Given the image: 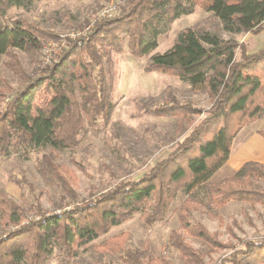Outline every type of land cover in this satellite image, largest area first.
<instances>
[{"label": "trees", "instance_id": "obj_1", "mask_svg": "<svg viewBox=\"0 0 264 264\" xmlns=\"http://www.w3.org/2000/svg\"><path fill=\"white\" fill-rule=\"evenodd\" d=\"M40 0H0V61L23 80L9 94L0 90V156L18 154L29 159L44 148L74 153L80 135L108 123L116 103L104 60L111 53L133 57L151 54L158 37L175 19L189 15L199 5L211 11L231 33L264 29V0H123L110 15L87 20V32L68 38L51 64L26 74L12 49L35 56L53 31L33 20L10 15L12 7L31 9ZM89 25H91L89 27ZM175 76L191 89L204 91L207 109L171 99L149 113L178 117L179 130L187 134L136 179L124 180L99 194L76 201L77 194L60 180L62 201L69 202L52 214L26 218L27 209L0 192V264H48L54 257L66 263L81 244L106 233L136 212L146 225L161 220L179 190L194 194L208 191L218 210L229 201L264 207V164L244 162L218 183L208 179L227 161L232 143L247 123L264 112V43L248 51L244 41L225 39L207 30H181L162 53H152L145 71ZM194 115H201L195 120ZM188 128V129H187ZM259 133L264 138V129ZM42 158V160H41ZM41 155L38 166L43 162ZM50 175L56 166L47 162ZM46 170V168H45ZM193 198H185L176 215L182 232L217 248L215 234L192 217ZM218 264H264V235L239 239ZM121 232L95 245L100 253L118 254L123 264H169L126 247ZM182 264H205L200 252L180 233L170 237Z\"/></svg>", "mask_w": 264, "mask_h": 264}, {"label": "rangeland", "instance_id": "obj_2", "mask_svg": "<svg viewBox=\"0 0 264 264\" xmlns=\"http://www.w3.org/2000/svg\"><path fill=\"white\" fill-rule=\"evenodd\" d=\"M122 2L123 0H40L28 10L12 7L10 15L26 17L57 35L45 40L42 49L35 56L20 49H12L11 52L16 55L26 74L31 75L38 68L51 64L50 60L54 62L57 59L68 38H72L70 34L85 33L89 23L86 24L87 20H94L105 10L114 12L116 5ZM188 27L211 31L225 39L244 41L250 52L264 43L263 28L258 33L228 32L223 29L218 17L199 5L193 13L183 15L168 25L165 32L159 35L158 46L152 53H162L168 49L176 35ZM49 41L55 42V45H47ZM151 54L133 57L128 52L118 55L111 53L108 62L104 60L112 86V99L116 105L108 123L103 124L99 120L97 128H87L81 133L74 153L47 147L29 159L18 154L0 156V192L26 208L27 219L39 214L57 213L64 206L70 205L67 200L62 201L64 194L61 179L75 191L76 201H81L124 180L138 178L157 158L172 149L189 129L179 130L177 121L181 119L178 117L149 113L152 107L161 106L175 98L197 108L207 109L210 106V99L204 91L191 89L175 76L155 70L145 71ZM8 60V57L2 56L0 61V90L6 93L5 98L23 84L21 77L4 64ZM200 117L201 115H194L195 120ZM260 117L264 118V112L257 118ZM249 123L243 126L247 129L237 133L233 140L234 152L241 147L240 138L245 131L252 132L255 128L264 127L261 121ZM262 142L263 138L253 136L245 148L246 153L253 156L264 145ZM41 155L45 158L41 166L40 163L38 166ZM46 157L47 162L56 166V173L52 172L50 175V169L45 164ZM253 159L262 162L259 158ZM235 171L225 162L221 171L217 170L208 179V183H218L232 176ZM256 183L264 187L262 180H256ZM208 196V191L204 189H198L194 194L179 190L161 220L146 225L141 212H136L123 223L112 226L106 233L78 246L76 255L69 263L56 256L48 264H123L118 254H99L95 249V245L121 232L127 234L126 247L157 260L166 259L169 264H182L178 251L170 244V237L180 233L187 244L202 254L205 264H218L232 246L239 247V239H256L264 235V207L229 201L216 210ZM187 197L195 201L193 219L215 234L221 243L217 248L182 232L176 211Z\"/></svg>", "mask_w": 264, "mask_h": 264}, {"label": "crops", "instance_id": "obj_3", "mask_svg": "<svg viewBox=\"0 0 264 264\" xmlns=\"http://www.w3.org/2000/svg\"><path fill=\"white\" fill-rule=\"evenodd\" d=\"M254 121V122H253ZM252 122H250L249 124H255V123H257V121H261L262 122V124H264V118L262 117H260V119L259 118H257V119H255V120H253ZM243 129H247L246 128V126L245 127H243L239 132H238V134L243 130ZM264 129V127L263 128H255L252 132H246L245 131V133H244V135L240 138V143H239V146H240V144L242 143V145H241V147L240 148H237L236 150V152H234L233 151V144H232V151H231V154H230V156H229V158L227 159V161H226V163H228V165H230V167H232V168H234V169H238L244 162H246V161H250V160H253V161H257V160H255V159H253L254 157L255 158H259V159H261L262 160V162H263V164H264V145L263 146H261V149H259V151H257L256 150V152H254V157L252 156V155H249L248 153H246V151H245V148H246V146H247V144H248V142L252 139V137L253 136H258V137H261V138H263L262 136H261V134L259 133V131L260 130H263ZM237 134V135H238ZM236 135V136H237ZM235 136V137H236ZM235 139V138H234ZM264 139V138H263ZM263 144H264V142H262ZM250 157H252V158H250ZM257 162H259V161H257ZM262 162H260V163H262ZM221 171V167L218 169V171Z\"/></svg>", "mask_w": 264, "mask_h": 264}, {"label": "built area", "instance_id": "obj_4", "mask_svg": "<svg viewBox=\"0 0 264 264\" xmlns=\"http://www.w3.org/2000/svg\"><path fill=\"white\" fill-rule=\"evenodd\" d=\"M112 12L111 11H108V10H105V11H103L99 16H103V15H110ZM71 35V37H74V36H76L74 33H72V34H70ZM55 45V42H51V41H49V42H47V45ZM42 49V48H41ZM52 61L50 60L49 61V63H51Z\"/></svg>", "mask_w": 264, "mask_h": 264}]
</instances>
